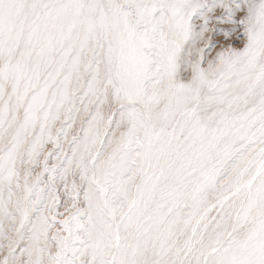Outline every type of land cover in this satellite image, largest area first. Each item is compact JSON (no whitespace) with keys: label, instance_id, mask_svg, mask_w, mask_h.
<instances>
[{"label":"snow or ice","instance_id":"obj_1","mask_svg":"<svg viewBox=\"0 0 264 264\" xmlns=\"http://www.w3.org/2000/svg\"><path fill=\"white\" fill-rule=\"evenodd\" d=\"M0 264H264V0H0Z\"/></svg>","mask_w":264,"mask_h":264}]
</instances>
